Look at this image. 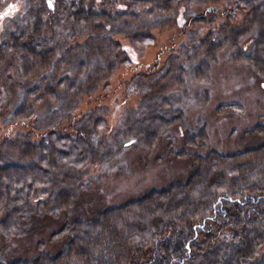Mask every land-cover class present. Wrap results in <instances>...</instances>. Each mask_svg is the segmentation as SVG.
Returning a JSON list of instances; mask_svg holds the SVG:
<instances>
[{"label": "trees", "instance_id": "16d2710c", "mask_svg": "<svg viewBox=\"0 0 264 264\" xmlns=\"http://www.w3.org/2000/svg\"><path fill=\"white\" fill-rule=\"evenodd\" d=\"M7 1L20 10L0 31V121L28 128L0 141V264H264V122L240 131L239 147L220 150L208 145L205 124L184 128L176 106L177 94L205 79L221 50L247 64L264 90V0ZM218 11L227 18L216 24ZM178 14L210 26L188 36L161 67L125 82L126 93L139 95L129 113H137L138 125L113 135L125 145L136 137L148 151L161 138L154 159L190 164L135 198L76 212L91 180L85 166L110 143L105 105L75 112L84 96L131 64L114 36L140 49L154 42L153 28ZM237 108L228 101L214 110ZM171 126L181 130L179 145ZM47 218L55 224L46 238L32 251L14 250L15 237L29 236Z\"/></svg>", "mask_w": 264, "mask_h": 264}, {"label": "rangeland", "instance_id": "374dc122", "mask_svg": "<svg viewBox=\"0 0 264 264\" xmlns=\"http://www.w3.org/2000/svg\"><path fill=\"white\" fill-rule=\"evenodd\" d=\"M3 2L0 5V31L3 29L4 22L7 23L8 17L20 10L16 2L7 0ZM5 13L8 14L5 15ZM240 17L238 14L230 18L235 22ZM226 18L223 12L218 11L214 22L219 24ZM209 26L210 23L193 24L190 20L184 21L182 14H178L172 24L153 28L151 31L154 42L140 49L133 46L124 35L114 36L131 64L119 66L109 79L107 86L100 87L90 95L84 96L75 112L77 116L80 111L85 112L96 105H105L107 129L104 134L110 143V151L101 155L98 149L85 166L87 176L91 177V180L89 186L82 191L80 200L74 203L73 208L76 212L88 213L93 204H118L126 199L135 198L148 188L166 184L188 167L189 158L180 157L173 162L154 159L155 154L162 149L163 139L161 138L148 151L136 142V137H134L135 143L125 145L126 138L117 142L119 138L113 134L123 130L132 122L135 124H132L133 129L138 125L137 113H133L132 118L129 113L137 107L139 95L126 93L125 82L140 70L150 69L152 66L161 67L168 54L178 49L181 42L188 40V36L198 37ZM205 89L209 94H206V98L203 97ZM177 96L176 106L182 111L183 127L195 132L201 124H205L207 143L212 148L220 150L237 148L241 144L240 131L255 122H264V90L255 83L247 64L230 60L222 50L218 60L211 62L206 78L190 80ZM228 101L238 102L240 108L215 112L214 109L218 103ZM27 128L25 123L12 122L3 125L0 121V141L5 135H12L17 129L26 130ZM170 128L169 133L177 145L181 144L179 140L181 130L178 132L176 128L173 129L172 126ZM72 209L71 212L74 211ZM54 221L55 219L47 218L29 236L27 234L17 236L16 241L11 238L10 241H15L11 246H14L16 251H32L38 238L47 237L52 224H55ZM54 243L55 241L48 240L47 246ZM1 244L5 243L0 242Z\"/></svg>", "mask_w": 264, "mask_h": 264}, {"label": "snow or ice", "instance_id": "6c2138e0", "mask_svg": "<svg viewBox=\"0 0 264 264\" xmlns=\"http://www.w3.org/2000/svg\"><path fill=\"white\" fill-rule=\"evenodd\" d=\"M8 13H5V15H7Z\"/></svg>", "mask_w": 264, "mask_h": 264}]
</instances>
